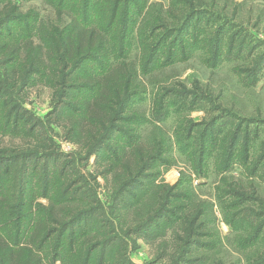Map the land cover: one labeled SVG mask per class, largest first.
Wrapping results in <instances>:
<instances>
[{
	"label": "rangeland",
	"instance_id": "obj_1",
	"mask_svg": "<svg viewBox=\"0 0 264 264\" xmlns=\"http://www.w3.org/2000/svg\"><path fill=\"white\" fill-rule=\"evenodd\" d=\"M105 1L90 7L99 15ZM115 1L116 22L95 21L103 63L128 65L94 121L101 57L71 60L63 43L86 0H0V199L14 209L25 192L20 242L52 213L54 232L33 243L45 264H264V171L251 175L264 73L247 76L264 52V4ZM239 219L261 225L258 237Z\"/></svg>",
	"mask_w": 264,
	"mask_h": 264
},
{
	"label": "trees",
	"instance_id": "obj_2",
	"mask_svg": "<svg viewBox=\"0 0 264 264\" xmlns=\"http://www.w3.org/2000/svg\"><path fill=\"white\" fill-rule=\"evenodd\" d=\"M108 1V0H106ZM105 1V2H106ZM121 2V1H120ZM124 2V1H123ZM95 3L93 2V5ZM119 5L117 1H113L109 3L108 5H100V13L97 15L96 12L99 11L97 7L93 8L90 7L91 0H86V17L83 20V27L80 29H77L76 32H74V36L69 35L64 39V53L66 54L67 58H70L71 60H74L76 58H79L81 60L85 59L87 60L89 57L93 56V60L98 59L101 57L102 65L100 66L101 71L103 74L99 77H95L92 79L93 85L98 86V94L97 96L88 103V114L91 116V120H97L100 116L101 109H105L107 107H113L115 106V101L113 100L114 97L118 96L117 90L118 87H120L119 82L121 78L124 75L125 68L127 67V63H121L117 62L114 65L110 66L109 64L105 65L104 58L107 59L109 56V53H107L108 48V39L105 37V32H107V28L103 29L101 26L97 25L95 21L97 20H104L105 18L108 20H113V23L117 20V14L115 12L116 5ZM93 8L92 11H94V14L91 12L89 15L90 9ZM111 18V19H109ZM131 19L130 12L126 13L125 17V24L123 26V32L121 35V38H126L129 23ZM104 31V32H103ZM236 35H234V39L236 38ZM124 39L122 41H124ZM18 52V51H17ZM158 52V48L153 51V53ZM154 53V54H155ZM153 54V55H154ZM259 63L257 64V67H259L262 64V58L264 57V52L261 55ZM153 59L151 60L152 63ZM132 68V67H131ZM128 79V78H127ZM113 96V97H112ZM110 118V117H109ZM247 136H245V147L247 148L248 145H250V139L248 138V131L246 133ZM241 135L238 134V129H236L232 144L233 153H231V158L236 156L238 157L239 149L243 148V145H239L241 142L240 140ZM238 144V149L236 148ZM242 146V147H240ZM260 159L256 162L253 171L251 175L257 174L261 171H264V151L261 153ZM246 168L247 165H246ZM249 171V169H248ZM250 175V174H249ZM261 177V176H260ZM262 179H264V172L262 174ZM24 191L23 189L19 191V198L17 199L16 206L13 209V206H11L10 197L8 198V195H5L3 199H0V224L3 228L0 229V264H45L43 262V258L41 256L36 255L33 248V243L36 240H40V243L45 242V240L48 238V236L54 232V228L51 227L47 221V219L51 216L52 213H46L43 216H37L34 225L32 227V235H30V240L25 241L24 243L20 242V234L22 232L21 226H22V219L24 208H25V199H24ZM9 194V193H8ZM248 201V200H247ZM264 211V210H263ZM16 214H18V220H16V234L15 238H12V234L9 230V225L12 219L16 217ZM264 212L260 213L259 215L263 216ZM10 216V218H9ZM20 217V218H19ZM255 217L258 218V215L255 214ZM12 218V219H11ZM243 223L245 222L246 229L249 233L251 229L253 230L250 235H252V238L258 237L257 230L259 227L252 228V221L251 220H236V222ZM262 224L264 223L263 220ZM31 241V242H30ZM19 245V246H18ZM14 247H19L18 249H15ZM56 260H53L54 262H57L58 254L56 255ZM47 264V263H46Z\"/></svg>",
	"mask_w": 264,
	"mask_h": 264
},
{
	"label": "crops",
	"instance_id": "obj_3",
	"mask_svg": "<svg viewBox=\"0 0 264 264\" xmlns=\"http://www.w3.org/2000/svg\"><path fill=\"white\" fill-rule=\"evenodd\" d=\"M246 1H251V2H255V1H261L263 4H264V0H246ZM261 38H263V37H261ZM263 40V39H262ZM264 42V41H263ZM254 47H255V45H254ZM257 73H259V74H262V73H264V57L262 58V64L259 66V67H257L256 66V68L253 70V71H251V72H247V76H258V74ZM236 148L238 149V144H237V146H236ZM252 178H255V176L253 175V177ZM259 179V178H258ZM257 179V180H258ZM262 181H264V180H262ZM254 219H251V221H253Z\"/></svg>",
	"mask_w": 264,
	"mask_h": 264
}]
</instances>
